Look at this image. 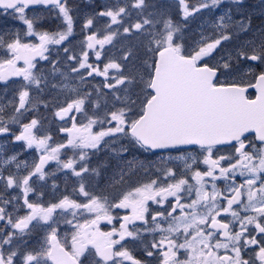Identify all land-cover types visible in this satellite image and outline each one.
<instances>
[{
	"label": "flooded vegetation",
	"instance_id": "obj_1",
	"mask_svg": "<svg viewBox=\"0 0 264 264\" xmlns=\"http://www.w3.org/2000/svg\"><path fill=\"white\" fill-rule=\"evenodd\" d=\"M92 1L68 0L48 11L53 27L46 33L68 50L72 69L89 72L80 78L82 93L58 109L39 111L34 127L18 130L20 156L31 167L7 186L2 175L0 263L264 264V210L251 207L249 195L255 147L159 155L144 149L131 133L154 97L157 54L148 58L132 40L144 31L106 29L105 22L117 21ZM144 1L149 41L156 33L168 39L172 15L183 16L185 0ZM122 34L130 39L127 50ZM172 45L168 40L159 51ZM124 63L148 64L141 103L139 95L130 102L111 92L117 85L110 84L107 68ZM163 155L185 156L190 172L155 161ZM255 185L260 197L264 181L257 177Z\"/></svg>",
	"mask_w": 264,
	"mask_h": 264
},
{
	"label": "rangeland",
	"instance_id": "obj_2",
	"mask_svg": "<svg viewBox=\"0 0 264 264\" xmlns=\"http://www.w3.org/2000/svg\"><path fill=\"white\" fill-rule=\"evenodd\" d=\"M141 1L93 0L92 5L101 7L105 17L108 14L115 17L116 25L110 26L111 23L107 21L106 29L117 31L140 29L145 32L141 36L148 47L149 42L146 39L149 38V29L145 27V24L148 21L149 12L147 14L146 6H141ZM169 1L175 5L179 2L181 5L180 0ZM185 5L182 3L183 16L180 20L170 22V32L174 36H169L168 39L164 36V42L168 40L173 42L172 38H176L172 44L178 46L186 56L194 57L199 63H208L211 67L220 69L223 73L222 84H243L255 79L260 72L264 74V0H185ZM174 10L176 9L172 11ZM94 16L93 14L90 18L92 22L95 21ZM124 16L128 17L127 22ZM50 20L43 18V13L40 11L18 10L13 13H0V69H4L8 63L15 60V52L19 46L35 48L42 43L56 42L53 46L46 47V54L41 63L29 69L21 67L25 69L21 80L9 85L0 84V102L5 101L6 108L12 109L17 124L28 121L30 115L33 116L35 111L44 108V103L54 102L55 95L53 96V92L49 90V87L54 84L56 74L54 67L58 64L68 67L67 60L64 61L68 57V50L57 47L60 45L58 39L43 31L44 28L53 27V24H49ZM122 36L125 37L124 34ZM154 46V44L151 45L148 51L153 52L157 48ZM152 52L148 54V58H151ZM252 58L256 59V63H253ZM107 69L110 84L117 85L111 92L120 98L125 96L124 101H135L139 95L141 103L146 98L144 94L147 93L149 85L148 64L140 69L129 63H124L123 67L108 66ZM72 72L81 78L83 74L86 76L89 70L85 72L84 68L76 65ZM23 102L27 106L25 111L16 114V110H22L20 105ZM107 109L110 110L109 107ZM31 119L28 125L22 126L25 130L27 127H33L34 118ZM6 122L9 123L6 115L0 116L1 126ZM22 133L23 130L13 136V132L6 134L0 129V189L4 184L3 174L6 173L7 186L8 183L13 184L14 180H20L22 174L31 167V163L23 161L20 156ZM12 137L15 138L12 139ZM122 148L123 146L120 147ZM121 151L124 152V149ZM245 152L255 157L252 153ZM257 153L258 156L255 158H259L258 162L254 165L249 164V174L252 177L249 190L250 205L264 210V189L260 192V197L255 195V179L258 177L259 180L264 181V146H261ZM82 158L81 154L80 160ZM179 159H181L180 162ZM155 161L158 163L166 161L167 169L182 167L183 170L180 172L182 174L190 172L189 167L185 165L186 157L183 155H163ZM34 167L36 168L37 165ZM118 171L116 170L114 174Z\"/></svg>",
	"mask_w": 264,
	"mask_h": 264
},
{
	"label": "water",
	"instance_id": "obj_3",
	"mask_svg": "<svg viewBox=\"0 0 264 264\" xmlns=\"http://www.w3.org/2000/svg\"><path fill=\"white\" fill-rule=\"evenodd\" d=\"M64 0H0V10L13 11L24 7L26 11L60 6ZM19 63L31 64L43 56L42 49H18ZM16 62L9 64L2 73L6 81L21 77L16 71ZM219 72L209 68H197L195 61L181 58L174 49L159 54L154 91L157 97L147 107L145 116L132 132H141V143L154 152L189 147L223 146L235 143L249 135H256L264 142V76L254 86L214 87ZM254 91L253 101L247 95ZM185 94L188 102L180 109L166 102L163 97L170 94ZM175 102H181L179 96ZM154 103L156 105H154ZM166 109L167 113L163 110ZM149 128V129H148ZM148 129V130H147ZM143 131V132H142ZM149 139V140H148Z\"/></svg>",
	"mask_w": 264,
	"mask_h": 264
},
{
	"label": "bare ground",
	"instance_id": "obj_4",
	"mask_svg": "<svg viewBox=\"0 0 264 264\" xmlns=\"http://www.w3.org/2000/svg\"><path fill=\"white\" fill-rule=\"evenodd\" d=\"M6 115V120H9L13 116L12 109L6 108V103H2L0 108V116Z\"/></svg>",
	"mask_w": 264,
	"mask_h": 264
},
{
	"label": "trees",
	"instance_id": "obj_5",
	"mask_svg": "<svg viewBox=\"0 0 264 264\" xmlns=\"http://www.w3.org/2000/svg\"><path fill=\"white\" fill-rule=\"evenodd\" d=\"M4 102H5V101H4ZM4 102H0V108H1L2 103H4Z\"/></svg>",
	"mask_w": 264,
	"mask_h": 264
}]
</instances>
